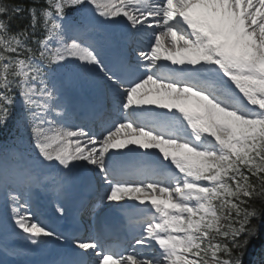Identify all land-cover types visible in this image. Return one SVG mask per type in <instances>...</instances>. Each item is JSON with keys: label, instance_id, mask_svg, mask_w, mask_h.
I'll return each instance as SVG.
<instances>
[{"label": "snow or ice", "instance_id": "snow-or-ice-1", "mask_svg": "<svg viewBox=\"0 0 264 264\" xmlns=\"http://www.w3.org/2000/svg\"><path fill=\"white\" fill-rule=\"evenodd\" d=\"M36 193L97 223L59 231ZM256 240L264 0H0V264H245Z\"/></svg>", "mask_w": 264, "mask_h": 264}, {"label": "trees", "instance_id": "trees-1", "mask_svg": "<svg viewBox=\"0 0 264 264\" xmlns=\"http://www.w3.org/2000/svg\"><path fill=\"white\" fill-rule=\"evenodd\" d=\"M5 2L8 4H22L23 6L28 7L32 4L33 0H5ZM263 244L264 240L253 241V243L249 246L247 254L245 256V264H249L254 252L259 249Z\"/></svg>", "mask_w": 264, "mask_h": 264}]
</instances>
